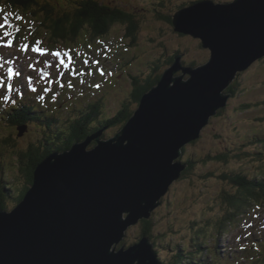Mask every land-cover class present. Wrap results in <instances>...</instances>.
<instances>
[{"label": "water", "instance_id": "1", "mask_svg": "<svg viewBox=\"0 0 264 264\" xmlns=\"http://www.w3.org/2000/svg\"><path fill=\"white\" fill-rule=\"evenodd\" d=\"M173 26L209 50L207 64L176 56L116 136L99 131L47 156L23 200L0 212V264H162L149 238L118 246L181 179L183 149L226 108L228 88L264 58V0H204Z\"/></svg>", "mask_w": 264, "mask_h": 264}, {"label": "rangeland", "instance_id": "2", "mask_svg": "<svg viewBox=\"0 0 264 264\" xmlns=\"http://www.w3.org/2000/svg\"><path fill=\"white\" fill-rule=\"evenodd\" d=\"M96 1L104 3L109 8H119L123 12L125 10L128 14H134L135 17L132 19L137 24L138 30L130 35L127 24H117L106 36L95 38H91L90 33L83 30L74 43L66 42L56 49L38 41L32 42L30 39L27 40L28 44L21 48L17 47L15 40L3 43V46L10 50L8 53L12 51L11 59L17 60L21 54L25 61L26 67L21 71L26 72V77L20 78L21 81H26L28 73L40 74L37 70L29 69L30 64L34 67L42 64L40 77L43 81H40L37 92L27 91L25 94L16 95L17 99L10 104L0 102V139L13 135L17 143L16 148H6L0 141V187L7 191L10 195L9 199L14 200V204L25 187L22 166L25 160L20 161L19 153L21 152L23 156L28 151V145L35 142V136L41 132L36 127L41 125L39 122L34 125L28 123L25 129L10 130L7 127L5 123L9 119L8 114L18 109L17 101H34L37 104L34 105L35 112L41 110L45 113L50 103L55 99L59 100L63 105L56 110L63 111V114L59 112L58 114L62 116L60 120L57 119L58 124L50 123L49 128L55 129V134L68 133L76 119L72 110L73 105L81 98L90 96L92 102L100 100L98 102L103 118H112L125 104H129L130 111L134 112L138 108V105L131 104L135 80L144 84L148 78L161 76L171 67L169 61L172 57L178 56L177 53L180 54L184 67L195 65L194 68H197L209 61L210 52L201 47L200 40L175 32L173 26L175 16L181 9L204 0ZM209 1L226 4L235 0ZM1 9L3 11L0 27L3 26L6 18L11 19L17 25V29L23 25L31 26L37 23L21 11H10L5 7ZM171 19L172 23L169 21ZM5 28L0 30L5 32ZM28 35L29 33L23 34L24 39L28 38ZM24 47L26 50H23ZM34 48L39 51L34 52ZM53 53L59 55L53 56ZM4 58L8 56L0 57L2 67L0 76H4L3 72L7 74L10 66ZM87 62H91L90 67ZM46 64H51L50 73L45 70ZM245 72L236 97L232 96L227 109L211 119L210 125L204 130L199 141L185 147L181 161L191 160L194 169L173 184L167 197L162 200V205L153 213V237L150 240L159 255V260L164 263L171 258V251L175 248L183 250L191 247L197 230L202 228L207 229L206 236L203 233L201 235L202 249L207 248L203 258L199 259L203 263L210 259L212 249H216V254L220 258H216L215 264H251L255 260L251 248L249 249L250 244H243L248 239L249 228L252 229L251 221L228 226L220 236L219 243L217 233L214 232L215 228L213 229L215 218L219 221L224 211L223 192L231 191L229 184L220 180V175L239 171H244V175H250L257 171L256 165L259 164L252 158L259 147L254 148L250 143H244V140L255 134H257L255 136L264 135V61L253 64ZM51 76L55 81H47ZM3 79L7 81L5 77ZM88 105L84 102L82 108L90 110ZM246 105L249 108H243ZM36 113L29 118L42 120L52 117L48 112L45 113L46 115H36ZM119 131L120 128L117 127L109 128L103 139H111ZM45 133L51 135L46 129ZM243 147H247L248 156H243L245 153L242 151ZM228 152L234 155L228 163L212 159L214 156ZM237 154L240 156L235 158ZM208 157L211 159L206 160ZM4 203L7 211L11 210L13 207L11 202L6 199ZM258 220L264 224L263 213H258ZM256 225H259L258 221ZM142 232L143 226L139 222L128 230L118 249L138 243L143 238ZM261 232H264V229ZM245 248L248 252H241ZM185 252L188 254L187 251Z\"/></svg>", "mask_w": 264, "mask_h": 264}, {"label": "trees", "instance_id": "3", "mask_svg": "<svg viewBox=\"0 0 264 264\" xmlns=\"http://www.w3.org/2000/svg\"><path fill=\"white\" fill-rule=\"evenodd\" d=\"M2 7H5L10 11H21L24 15H28L29 18L31 17L30 19L32 21L37 22L34 25H23V27L17 29V25H15L11 19H6L8 28L5 32L0 30V41H2V43H8L15 40L17 46L28 44L27 40L30 39L32 42L38 41L56 49L60 45H64L66 42L74 43L83 30L88 31L91 38L101 37L106 36L109 33V30L117 24H127V30L130 35H133L135 31L138 30L137 24L132 19L135 17L134 14H128L125 10L123 12L119 8H109L104 5V3L97 2L96 0H0V10H2ZM169 21L172 23V19ZM25 28L27 30H25ZM28 33V38L24 39L23 34ZM41 39H43V41ZM45 39H47V41H45ZM177 54L180 55L179 53ZM174 59V57L170 59V66L174 63ZM192 67L194 68L195 65H192ZM47 70L49 73L50 69ZM40 74H37L36 77L33 78V81H35V83L37 82L35 84L36 87L40 83ZM160 78L161 76L154 79L148 78L144 84L133 79L135 81L133 83L132 103H129L139 105L143 95L156 87ZM237 90L236 87L233 88L231 85L226 93L231 94L232 99V96L236 97L235 93ZM84 101L89 104L87 107L90 110L84 109L78 113L77 117H75L76 119L71 124L68 133L58 132L57 134H55V129L52 130L49 128L50 123L58 124L57 114L51 115L52 117L49 119H32L29 117L34 116V113H36V106L34 105L37 104L34 101L28 102V100L17 101L16 104L18 109L12 110L10 114H8L9 119L5 123L7 127H9L10 130H13L14 128L25 129L28 127V123L34 125L36 122H39L41 125H37L36 127L40 129L41 132L35 136V142L28 145V151L24 153L23 156L21 152L18 151V153L20 152V156L18 157L20 161L25 160L22 162L24 168L23 173L25 175V187L23 188L24 190L22 193L17 197L15 204L14 200L9 199L10 195L7 191L0 187V211H7V207L4 203L6 199H8L12 205H18L23 200L33 183V174L36 167L47 156L55 152H65L70 150L74 144L85 140L93 132L98 131L97 127L99 126L100 128L117 127L121 130L134 114L133 111H130L129 104H125L112 118H103V112L99 105L100 100L99 102H92L91 97L88 96ZM227 106L220 110L217 115L227 109ZM245 107L249 108L247 105L243 106V108ZM41 114L46 115L41 110L36 113V115ZM45 129L47 132L51 133V135L45 133ZM262 132L263 131L260 133L262 134ZM12 136L1 137L0 141L3 144V147L16 148V139ZM253 136L244 140V143L248 142L254 148L259 147L256 151L257 153L252 156V158L259 163L256 165L257 171L250 173V175H244V171L228 172L220 175V180L229 184L231 191L223 192L222 203L224 211L221 213L222 218L219 221L215 218V221L213 222V229L215 228L214 232L217 233L218 243L220 241V236H222V233L228 226H237L244 221L255 223L258 221V213H264V135L255 136L254 138ZM196 142H193L190 145H193ZM246 149L247 147H243L242 151L245 152L243 156L249 155L246 152ZM184 151L185 148L183 149V153ZM229 152L214 156L212 159L218 162L228 163V160L234 156L229 154ZM240 154L235 155V158L239 157ZM210 159L211 157H208L206 160ZM183 163L188 165V167L183 172L181 178H184L194 169V163L191 160ZM141 224L143 226L141 237L151 239L153 237V220H144ZM206 231L207 229L204 228L197 230V234L192 239L193 244L191 247H187L183 250L178 248L172 250L171 258L167 263L159 261L162 264L217 263L216 258L218 256L216 254V249H212V254L209 255L210 259L206 262L204 261L203 263L199 260L203 258V254L207 249L204 247L202 249L203 241L201 239L202 233L206 236ZM243 244H250L249 249L251 248V253L255 257V260H253L251 264H264V232L258 230L257 227L256 229H251L249 231L248 239L244 241ZM191 248L193 250H191ZM185 251H187L188 254ZM241 252H248V250L245 248L244 250H241ZM218 259L220 258L218 257Z\"/></svg>", "mask_w": 264, "mask_h": 264}, {"label": "flooded vegetation", "instance_id": "4", "mask_svg": "<svg viewBox=\"0 0 264 264\" xmlns=\"http://www.w3.org/2000/svg\"><path fill=\"white\" fill-rule=\"evenodd\" d=\"M262 61H264V58H263V60H261L260 62H262ZM260 62H257V63H260ZM247 71H248V70H247ZM245 73H246V72H245ZM245 73L240 74L239 79H238V83H237V86H236V89H238V88L240 87L241 79H242V77L244 76ZM235 94H237V92H236ZM93 145H94V143L92 144V146H93ZM141 222H142V221H141Z\"/></svg>", "mask_w": 264, "mask_h": 264}, {"label": "snow or ice", "instance_id": "5", "mask_svg": "<svg viewBox=\"0 0 264 264\" xmlns=\"http://www.w3.org/2000/svg\"><path fill=\"white\" fill-rule=\"evenodd\" d=\"M6 35H7V33H6ZM33 51L36 52V51H39V49L34 48ZM41 54L43 55L42 52H41ZM57 55H59V54H58V53H53V56H57ZM65 55H67V53H65ZM8 73H9V76H11V75H12V70L9 69V70H8ZM101 75H103V73H101ZM9 90H11V89L9 88Z\"/></svg>", "mask_w": 264, "mask_h": 264}, {"label": "bare ground", "instance_id": "6", "mask_svg": "<svg viewBox=\"0 0 264 264\" xmlns=\"http://www.w3.org/2000/svg\"><path fill=\"white\" fill-rule=\"evenodd\" d=\"M5 26H6V24H4V23H3V28H2V29H4V28H5ZM6 29H7V28H5V30H6Z\"/></svg>", "mask_w": 264, "mask_h": 264}, {"label": "clouds", "instance_id": "7", "mask_svg": "<svg viewBox=\"0 0 264 264\" xmlns=\"http://www.w3.org/2000/svg\"><path fill=\"white\" fill-rule=\"evenodd\" d=\"M210 122H211V121H210ZM209 125H210V124H209ZM203 132H204V131H203ZM182 153H183V151H182ZM180 161H181V159H180ZM182 163H183V162H182ZM183 164H184V163H183ZM187 166H188V165H187ZM152 216H153V215H152ZM151 219H152V218H151ZM151 219H150V220H151ZM143 221H144V220H143Z\"/></svg>", "mask_w": 264, "mask_h": 264}]
</instances>
